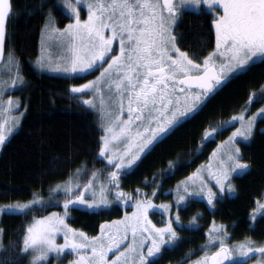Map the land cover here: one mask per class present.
<instances>
[{
    "label": "snow or ice",
    "instance_id": "snow-or-ice-1",
    "mask_svg": "<svg viewBox=\"0 0 264 264\" xmlns=\"http://www.w3.org/2000/svg\"><path fill=\"white\" fill-rule=\"evenodd\" d=\"M57 3L68 10L66 23L58 19L56 4L40 6L44 19L39 55L32 62L41 71L70 74L69 79L98 73L67 89L75 102L98 115L97 151L92 167L83 162L65 179L49 184L47 196L37 188L30 199L0 204V216L30 218L18 238L7 244V230L0 227V264H20L24 259L27 264H53V259L61 264L67 256L72 257L67 264H153V257L180 239L182 205L200 198L215 208L221 197L236 191L234 174L251 167L238 140L253 139L258 126L264 128V123L258 125V119L264 121V104L252 111L257 101H264V83L251 89L227 119L209 121L198 147L167 160V167L151 179L145 177L143 182L153 186L150 191L139 187L126 191L122 180L157 144L204 111L237 73L257 60L264 62V0H83L86 13L82 0ZM186 6L210 16L213 44L192 51L180 45L183 34L177 28ZM16 15L13 0H0V150L22 126L29 108L20 97L6 95L26 84L23 60L9 31ZM229 127L231 133L208 159L169 190V195L175 192L174 200L156 203L162 181L195 163L208 143ZM62 159L72 162L60 156L53 161ZM96 161H102V167L96 168ZM58 170L56 165L43 175ZM121 202L133 211L104 220L95 235L68 222L70 208L105 210ZM254 204L248 213L250 229L264 225V193ZM57 206L63 212L36 215ZM152 210L160 211L161 223L152 219ZM201 215L197 212L189 223H198ZM229 226L213 219L207 239L186 253L188 264H239L240 259L243 264H264V240L249 235L233 240ZM194 251L202 255L193 260Z\"/></svg>",
    "mask_w": 264,
    "mask_h": 264
},
{
    "label": "trees",
    "instance_id": "trees-1",
    "mask_svg": "<svg viewBox=\"0 0 264 264\" xmlns=\"http://www.w3.org/2000/svg\"><path fill=\"white\" fill-rule=\"evenodd\" d=\"M17 15L12 19L9 28L18 54L23 60V75L26 84L17 90L23 100L29 105L22 126L10 137L7 147L0 152V204L17 199L31 198V192L37 188L42 195L47 196L49 184L65 179L70 172L87 162L93 166L92 157L97 151L98 115L95 110H85V106L75 102L67 89L73 83L86 79H69L64 75L49 74L38 70L32 61L39 55V29L43 23L40 6L57 5L58 19L66 23L67 14L57 0H13ZM63 26V23H61ZM178 33L183 37L179 41L182 47L189 51L199 49L201 45L214 43V31L210 24V16L203 10H185L179 22ZM206 54V53H203ZM264 83V62L257 60L255 64L242 73H237L226 86L217 91L194 120L179 127L155 146L154 150L143 159L137 167L130 169L122 183L126 191L132 192L137 187L150 191V184L144 183V178H152L158 169L166 168V161L174 159L178 154L189 152L198 147V141L203 127L209 121L227 119L247 99L253 88H259ZM264 101H257L252 109L259 107ZM264 121L258 120V125ZM229 128L222 135L208 143L203 154L198 155L195 163L181 168L174 175L162 181L163 188L158 190L159 199L171 198L169 190L175 187L178 180L183 179L201 163L208 159L209 153L220 139H223ZM241 150L245 159L250 160L251 167L243 174L233 177L236 193L233 196L220 198L215 208L201 199H194L190 205L180 209L183 222L191 220L197 212V226L180 227V239L172 246H166L161 255L153 259V264H178L184 260L188 263L186 253L196 250L207 239V229L215 219L226 223L233 240H242L245 235L254 240H264V225L250 229L248 213L255 206L256 197L264 193V128L258 126L255 136L248 142H241ZM56 156L66 157L53 161ZM102 161H96L95 167H102ZM58 165L61 170L43 175L46 169ZM86 179V177H82ZM62 209V206L49 207L37 211L36 215H45L52 210ZM120 204H114L105 210L71 209L70 223L88 233L96 234L99 225L104 220H110L123 215ZM115 212V213H114ZM30 219L17 214L3 215L1 227L7 230L4 243L18 238L22 226ZM260 220V217H257ZM235 222V224H233ZM15 233V235H13ZM200 251H194L190 259L198 256ZM20 264H27L21 260ZM239 264H243L239 262Z\"/></svg>",
    "mask_w": 264,
    "mask_h": 264
},
{
    "label": "rangeland",
    "instance_id": "rangeland-1",
    "mask_svg": "<svg viewBox=\"0 0 264 264\" xmlns=\"http://www.w3.org/2000/svg\"><path fill=\"white\" fill-rule=\"evenodd\" d=\"M81 6H82V11H84L85 13H86V5H84L83 4V0H82V4H81ZM63 9H64V11L66 12V14H68V10L66 9V8H64L63 7ZM185 10H194V11H200L201 9H199V8H196L195 6H186L185 7ZM34 64V63H33ZM35 65V64H34ZM35 67H36V65H35ZM37 68V67H36ZM38 69V68H37ZM39 70V69H38ZM41 71V70H40ZM43 72H46V73H49V74H55V75H64V76H67V77H69L70 76V74H67V73H54V72H49V71H47V70H44ZM95 75H98V73H93L92 75H89V76H87V78L86 79H84V80H82L81 82H79V83H82V82H85V80H87V79H92L93 78V76H95ZM78 84V83H77ZM24 87V86H23ZM22 88V87H21ZM21 88H13V89H10L7 93H6V95H11V96H13V97H20L22 100H23V98H22V96H20V93H17V90L18 89H21ZM262 104H264V102L262 103ZM261 104V105H262ZM261 105L259 106V107H261ZM259 107H257V108H259ZM94 110V109H93ZM256 109L254 108V109H252V111H255ZM259 120V119H258ZM238 126V125H237ZM231 131H232V128L231 127H229V132L227 133V135L223 138V139H226L227 138V136L231 133ZM216 138V137H215ZM220 140H222V139H220ZM219 140V141H220ZM219 141H218V143H219ZM248 141H250V140H244L243 138H240L239 140H238V143H239V145H240V147H241V142H248ZM0 152H1V150H0ZM249 169V168H248ZM248 169H245V170H238L237 171V173H235L234 174V176H236V175H240V174H243L245 171H247ZM83 179V178H82ZM233 182V181H232ZM176 186V185H175ZM175 189V187L174 188H172L171 190H174ZM172 197L171 198H167V199H158L157 197H155L154 199H155V201H156V203H160V202H162V201H172V200H174V198H175V192L174 191H172ZM235 193H236V191H234V192H229V193H227L225 196H223V197H221V198H224V197H226V196H233V195H235ZM196 199H200V198H196ZM201 200H204V199H201ZM206 203H207V201L206 200H204ZM118 204H120L121 206H122V208H123V215H124V212L125 211H127V212H132L133 211V209H132V207L130 206V205H128V206H125L122 202L121 203H118ZM184 205H182V207H183ZM210 208H212L211 206H209ZM71 209L72 208H70V213H71ZM52 211H59V212H63V208L62 209H59V210H52ZM52 211H50V212H52ZM89 211H94V210H89ZM47 214V213H46ZM151 216H152V219L157 223V224H159V223H161V221L164 219L161 215H160V211L159 210H152V211H150V213H149ZM122 215V216H123ZM3 216V215H2ZM2 216H0V221H1V218H2ZM120 217V216H119ZM259 217V216H258ZM118 218V217H117ZM115 219V218H114ZM181 219H182V216H181ZM182 221H183V219H182ZM190 221V220H189ZM189 221H187V222H183V224L180 226V227H183V226H185L186 224H187V226H197V223L196 224H191V223H189ZM68 222H69V224H71L70 223V221L68 220ZM217 222V221H216ZM217 223H219V222H217ZM212 224V223H211ZM211 224H210V226H211ZM226 224V223H225ZM72 225V224H71ZM227 225V224H226ZM73 226V225H72ZM210 226H209V228H210ZM0 227H1V225H0ZM74 228H77V229H81V228H78V227H75V226H73ZM209 228L207 229V232H208V230H209ZM85 231V230H84ZM178 231L180 232V230H179V228H178ZM228 231H229V229H228ZM87 232V231H86ZM230 232V231H229ZM88 233V232H87ZM90 235H95V234H91V233H89ZM59 239V238H58ZM60 242H62V239H60ZM167 246H172V245H167ZM163 250V249H162ZM67 251V250H66ZM200 255H202V252H200L199 254H198V256H200ZM155 257H153L152 259H154ZM69 259H72V257L71 256H67V258H65V259H63L62 261H61V264H67V262H68V260ZM195 259V258H194ZM193 259V260H194ZM239 262H242L243 263V260L242 259H240L239 260ZM53 264H56V262H55V260L53 259ZM185 264H188V263H185Z\"/></svg>",
    "mask_w": 264,
    "mask_h": 264
},
{
    "label": "bare ground",
    "instance_id": "bare-ground-1",
    "mask_svg": "<svg viewBox=\"0 0 264 264\" xmlns=\"http://www.w3.org/2000/svg\"><path fill=\"white\" fill-rule=\"evenodd\" d=\"M65 19V18H64ZM115 213V212H114Z\"/></svg>",
    "mask_w": 264,
    "mask_h": 264
}]
</instances>
